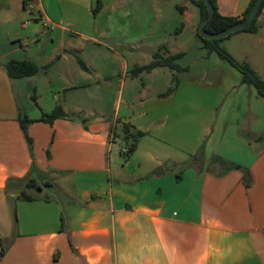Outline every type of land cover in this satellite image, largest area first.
<instances>
[{
    "label": "crops",
    "instance_id": "0c3cea01",
    "mask_svg": "<svg viewBox=\"0 0 264 264\" xmlns=\"http://www.w3.org/2000/svg\"><path fill=\"white\" fill-rule=\"evenodd\" d=\"M199 1L0 0V264H264V99L224 60L208 83L178 73L171 93L168 67L132 74L159 50L183 64ZM251 2L217 0L218 11L242 18ZM257 24L228 50L264 80V9ZM11 60L47 68L13 79ZM57 106L64 117L40 120ZM123 124L144 133L130 157L113 134ZM27 176L43 191L14 201Z\"/></svg>",
    "mask_w": 264,
    "mask_h": 264
},
{
    "label": "trees",
    "instance_id": "16d2710c",
    "mask_svg": "<svg viewBox=\"0 0 264 264\" xmlns=\"http://www.w3.org/2000/svg\"><path fill=\"white\" fill-rule=\"evenodd\" d=\"M211 2L215 7V15L214 18L211 21H209V23L206 25V30L209 33H216L234 24H237L242 20H244L245 18H247L254 7L256 0H252L249 7L244 12L242 18L222 16L218 11L217 0H211ZM100 5L101 4L99 3V8ZM199 5L201 7V17L203 21L208 16V8L204 0H200ZM263 9H264V1L252 25L246 29L239 30L238 32H252V33L256 32L259 28L257 24V20L261 15ZM238 32H235L228 37H231L232 35ZM198 35L201 36L200 33H198ZM201 38L205 41V48L208 49L209 52H215L220 57V59L228 62L232 67L237 69L242 74V84L253 85L257 90L258 96L264 99V80L260 77V75L254 70V68L248 62H241L237 60L225 48L221 47L220 41L225 38L216 39V40L206 39L203 38L202 36ZM184 55H185L184 53H179L175 55H165L162 52V50H159L154 54L153 61L151 63L145 66L135 68L132 71V74L139 75L143 71L150 72L157 67H168L170 70L174 72L173 86L167 92V93H171L175 90L176 84L178 82L177 74L180 72L189 71L188 67L182 66L179 62V60ZM79 61L81 65L85 67L84 62L81 59H79ZM6 67L9 76L13 79L32 77L47 68V66H40L37 63L28 60H11L7 63ZM65 115L66 114L63 108L61 106H57L52 113L44 115L40 120L43 122H47L49 124H53V122L56 119L64 117ZM19 122L25 134V138L27 140L28 146L32 152L33 139L29 135L28 126L30 123L33 122V120H31L29 117L25 115H20ZM120 131H118V127H116L115 129H113V134L117 137H124L125 140H129V147H130L129 155H131L136 150L139 137H141L144 133L141 131L133 132L131 130V127L126 124L122 125ZM204 156H205V149L204 147H202L200 151L197 154H195L194 159L197 160L198 158L200 157L203 158ZM221 164L225 165L224 162H221ZM243 180L247 187L252 185L253 177H252V173L249 170L243 171ZM14 183H15L14 185L15 188L10 190L12 191V195L15 196L14 201L15 199H25L29 201L35 200L36 195L43 191V185L38 184L35 179L29 178L28 176L25 177L24 179L14 180ZM7 193H8V188H7ZM11 205L14 215V225L16 227L18 222L16 206L13 202L11 203ZM6 251L7 248L3 247L1 251V255H4Z\"/></svg>",
    "mask_w": 264,
    "mask_h": 264
},
{
    "label": "rangeland",
    "instance_id": "374dc122",
    "mask_svg": "<svg viewBox=\"0 0 264 264\" xmlns=\"http://www.w3.org/2000/svg\"><path fill=\"white\" fill-rule=\"evenodd\" d=\"M141 5V4H140ZM143 8L141 10V14L143 16L145 15H149L151 13L150 9H145V5L142 4L141 5ZM26 23V22H25ZM233 36V35H232ZM231 37L225 38L223 40L220 41V45L221 47L225 48L228 52V48H230L231 46ZM4 36L2 35L1 31H0V42L3 40ZM185 39H187L189 41V47L187 48V55L185 57V60L182 62L184 65V67H188L189 68V73L191 76H195L196 78H199L201 82L203 83H208L209 80L207 78H213V73L215 72L214 70L223 67V65L221 64L224 63V61H222V59L220 60V57H218V55L215 52H209L208 49L205 48V41L201 38V36L198 35V39L197 41H193L191 40V38L189 36H186ZM1 48V47H0ZM213 56V57H212ZM240 61V60H239ZM242 62V61H241ZM204 73L201 75V72ZM148 81V77L145 76L144 78H142V82L143 84L147 83ZM141 82V83H142ZM234 94V93H232ZM221 107V105H220ZM219 123V120H217V124L215 123L213 128L215 126H217ZM213 149V148H211ZM218 151H225L224 155H226V157H229L231 159L234 160H241L243 161L244 158L243 156L236 150H233V148H223V147H219ZM223 155V154H221ZM131 155H129L128 157H130ZM219 156V155H218ZM212 159H219V162L221 160V158H217L213 156L211 157ZM193 158L191 157V160ZM193 161V160H192ZM223 165L224 167H230L229 164H231V162H227ZM44 195H53L54 197H58L56 196V194L49 188H45L44 187ZM61 197V196H60Z\"/></svg>",
    "mask_w": 264,
    "mask_h": 264
},
{
    "label": "water",
    "instance_id": "95a60500",
    "mask_svg": "<svg viewBox=\"0 0 264 264\" xmlns=\"http://www.w3.org/2000/svg\"><path fill=\"white\" fill-rule=\"evenodd\" d=\"M207 8H208V16L207 18H205L201 24H200V28H199V33L203 38L206 39H210V40H216V39H222L225 37L230 36L231 34L238 32L239 30L242 29H246L249 26L252 25V23L254 22L255 18L257 17V14L261 8V5L263 3L264 0H256L255 5L253 7V9L251 10L249 16L247 18H245L244 20H242L241 22L234 24L220 32H216V33H209L206 30V25L209 23V21H211L214 18L215 15V7L213 5V3L211 2V0H204Z\"/></svg>",
    "mask_w": 264,
    "mask_h": 264
},
{
    "label": "built area",
    "instance_id": "2783aa9c",
    "mask_svg": "<svg viewBox=\"0 0 264 264\" xmlns=\"http://www.w3.org/2000/svg\"><path fill=\"white\" fill-rule=\"evenodd\" d=\"M45 25L46 26H49L50 28L54 29L55 25L52 24L49 20H46L47 18H45ZM28 22H26L24 25L26 26ZM122 153L125 155V156H128L129 153H130V147L129 146H125L123 149H122Z\"/></svg>",
    "mask_w": 264,
    "mask_h": 264
}]
</instances>
